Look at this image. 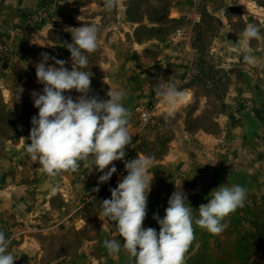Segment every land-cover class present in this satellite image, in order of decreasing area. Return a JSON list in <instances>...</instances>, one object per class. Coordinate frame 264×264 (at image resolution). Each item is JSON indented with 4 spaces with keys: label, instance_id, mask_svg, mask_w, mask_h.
Instances as JSON below:
<instances>
[{
    "label": "rangeland",
    "instance_id": "obj_1",
    "mask_svg": "<svg viewBox=\"0 0 264 264\" xmlns=\"http://www.w3.org/2000/svg\"><path fill=\"white\" fill-rule=\"evenodd\" d=\"M249 23L261 30L250 43L253 64L239 48ZM86 24L98 26V46L85 53L88 95L124 91L134 133L104 183L88 162L50 177L24 149L38 114L31 93L43 88L35 64L49 53L76 67L67 44ZM161 80L186 97L168 119L152 91ZM141 155L154 158L143 227L159 231L153 214L163 217L175 190L196 217L211 190L239 184L244 207L225 217L219 235L194 223L185 264H264V0H115L112 9L106 0H0V230L13 264H134L123 248L110 254L103 246L123 238L115 222L101 220L98 202L127 174L125 162Z\"/></svg>",
    "mask_w": 264,
    "mask_h": 264
},
{
    "label": "clouds",
    "instance_id": "obj_2",
    "mask_svg": "<svg viewBox=\"0 0 264 264\" xmlns=\"http://www.w3.org/2000/svg\"><path fill=\"white\" fill-rule=\"evenodd\" d=\"M114 6L115 0H106L108 9ZM227 27L228 32L232 31L230 23ZM73 29L72 42L67 44V49L76 67H65V60L49 53H42L41 60L35 64L37 82L43 88L41 92L31 93L38 114L31 118L32 127L27 137L30 143H24V149L50 177L62 171L75 172L83 162H88L90 171L95 166L96 171L102 173L98 181L104 183L117 172L112 162L123 160L125 146L132 143L134 133L128 128L131 113L123 103L126 93L118 88L108 90V99L88 95L92 74L83 70L89 63L85 53L94 52L98 46V26L86 24ZM242 35L240 51L245 62L253 64L250 43L260 38V27L249 23ZM49 60L54 63L49 64ZM162 81L152 91L167 105L163 115L168 119L174 117L186 97L175 84ZM73 89L81 95L74 99L64 94ZM22 91L19 87L17 99ZM153 160L150 155H141L126 161L127 174L110 189V198L98 202L102 209L100 219L115 222V230L123 238V241L116 237L105 238L103 246L110 254H119L123 248L134 264H185V254L195 238L193 224L211 234H221L228 226L225 217L244 207L247 190L239 184H220L210 191L207 203L199 205L196 217L187 194L182 188L175 190L167 201L163 217L153 214L159 231L143 227L153 179V174L149 176ZM10 244L11 240L0 230V264H13L16 259L9 251Z\"/></svg>",
    "mask_w": 264,
    "mask_h": 264
},
{
    "label": "built area",
    "instance_id": "obj_3",
    "mask_svg": "<svg viewBox=\"0 0 264 264\" xmlns=\"http://www.w3.org/2000/svg\"><path fill=\"white\" fill-rule=\"evenodd\" d=\"M194 1H195V0H194ZM143 115H145V113H144Z\"/></svg>",
    "mask_w": 264,
    "mask_h": 264
}]
</instances>
